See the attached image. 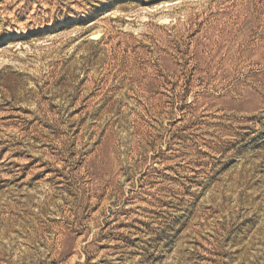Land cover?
Instances as JSON below:
<instances>
[{
	"label": "rangeland",
	"instance_id": "1",
	"mask_svg": "<svg viewBox=\"0 0 264 264\" xmlns=\"http://www.w3.org/2000/svg\"><path fill=\"white\" fill-rule=\"evenodd\" d=\"M0 264H264V0H0Z\"/></svg>",
	"mask_w": 264,
	"mask_h": 264
},
{
	"label": "bare ground",
	"instance_id": "2",
	"mask_svg": "<svg viewBox=\"0 0 264 264\" xmlns=\"http://www.w3.org/2000/svg\"><path fill=\"white\" fill-rule=\"evenodd\" d=\"M97 35V34H96Z\"/></svg>",
	"mask_w": 264,
	"mask_h": 264
}]
</instances>
